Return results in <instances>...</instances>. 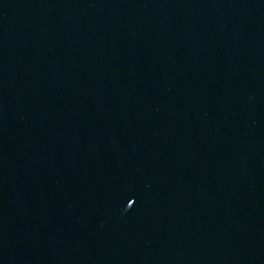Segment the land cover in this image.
<instances>
[{
	"label": "water",
	"instance_id": "95a60500",
	"mask_svg": "<svg viewBox=\"0 0 264 264\" xmlns=\"http://www.w3.org/2000/svg\"><path fill=\"white\" fill-rule=\"evenodd\" d=\"M0 264H264V0H0Z\"/></svg>",
	"mask_w": 264,
	"mask_h": 264
}]
</instances>
